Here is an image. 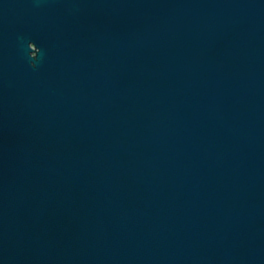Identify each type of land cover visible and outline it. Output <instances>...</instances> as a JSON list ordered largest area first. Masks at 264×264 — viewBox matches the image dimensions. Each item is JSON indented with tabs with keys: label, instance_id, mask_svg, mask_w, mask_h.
Wrapping results in <instances>:
<instances>
[{
	"label": "water",
	"instance_id": "water-1",
	"mask_svg": "<svg viewBox=\"0 0 264 264\" xmlns=\"http://www.w3.org/2000/svg\"><path fill=\"white\" fill-rule=\"evenodd\" d=\"M0 264H264V0H0Z\"/></svg>",
	"mask_w": 264,
	"mask_h": 264
}]
</instances>
